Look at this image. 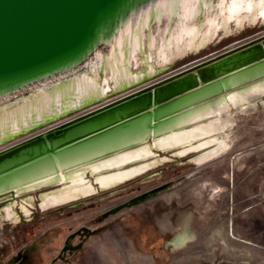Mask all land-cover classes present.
I'll list each match as a JSON object with an SVG mask.
<instances>
[{"label": "bare ground", "instance_id": "1", "mask_svg": "<svg viewBox=\"0 0 264 264\" xmlns=\"http://www.w3.org/2000/svg\"><path fill=\"white\" fill-rule=\"evenodd\" d=\"M211 5V0L135 3L110 27H103L97 40L79 58L52 71L0 85V142L89 106L110 90L118 92L153 76L168 61L205 46L220 27L228 32L232 19L238 27L245 20L255 22L259 17L264 22V0H220L217 16L191 23L204 7ZM177 7L181 28L177 34L171 32L167 43L157 50L155 36L146 34L144 25L163 14L170 21ZM169 28L167 25L166 32ZM254 44H257L254 48L225 59ZM139 52L146 66L134 70L132 59L137 63ZM189 73L157 91L95 113L59 135H49L45 130L38 133L42 134L40 138L20 145L11 155L0 159V200L42 190L40 206L46 210L146 172L160 162L154 156L159 150L175 149L174 153L181 156L197 151L191 158L195 163L226 151L229 143L220 133L233 123L228 112L230 105L247 110L252 98L264 94L263 40L230 51L204 64L199 71H188L173 79ZM253 79L258 80L241 89L224 91ZM218 93L221 95L208 99ZM50 186L56 188L44 190ZM16 202L11 199L0 206L2 218L18 219ZM20 204L29 213L33 196H23ZM182 238L178 236L174 243L183 244Z\"/></svg>", "mask_w": 264, "mask_h": 264}, {"label": "rangeland", "instance_id": "2", "mask_svg": "<svg viewBox=\"0 0 264 264\" xmlns=\"http://www.w3.org/2000/svg\"><path fill=\"white\" fill-rule=\"evenodd\" d=\"M211 1L212 5L204 7L191 23L217 16L220 0ZM178 12L179 7L170 21L163 14L144 25L145 33L155 36L157 50L167 43L171 32L177 34L181 28ZM228 24V32L220 27L205 46L168 61L153 76L118 92L110 90L89 106L0 142V151L93 107L196 70L214 58L264 37V22L260 17L255 22L245 20L239 27L234 19ZM167 25L169 32L165 30ZM138 57L137 63L132 59L134 70L146 66L141 52ZM256 80L224 91L241 89ZM99 81L103 84V77ZM247 104V110L230 105L228 112L233 123L220 133L227 138L229 147L207 161H192L197 151L173 159L171 154L175 149L159 150L154 156L160 162L146 172L60 206L43 210L39 197L42 190L23 195L34 198L29 213L20 204L23 196L0 200L2 206L15 199L18 215L17 220L4 219L0 211V264H264V94ZM170 181L173 186L157 196L103 216L134 196ZM84 227L92 232L83 238L79 250L64 251L69 237ZM178 236L185 238L181 245L174 243ZM80 240V236H75L69 243L76 245Z\"/></svg>", "mask_w": 264, "mask_h": 264}, {"label": "water", "instance_id": "3", "mask_svg": "<svg viewBox=\"0 0 264 264\" xmlns=\"http://www.w3.org/2000/svg\"><path fill=\"white\" fill-rule=\"evenodd\" d=\"M143 1L145 0H0V85L15 83L52 71L79 58L97 40L99 31L103 27H110L131 5ZM262 40L264 43V37ZM256 45L233 53L225 59L252 49ZM203 65L196 67L197 71ZM184 73L105 103L93 111H85L48 128V133L59 135L63 130L95 113L134 100L152 90L157 91L191 74L173 79ZM181 93L183 91L166 99H171ZM41 136L42 134H35L21 143L0 151V159L11 155L20 145L27 144ZM179 157L181 156L177 153L171 154L173 159ZM173 184L170 181L138 194L109 210L103 216L106 217L122 208L149 200L168 190ZM83 230L87 228L84 227Z\"/></svg>", "mask_w": 264, "mask_h": 264}, {"label": "flooded vegetation", "instance_id": "4", "mask_svg": "<svg viewBox=\"0 0 264 264\" xmlns=\"http://www.w3.org/2000/svg\"><path fill=\"white\" fill-rule=\"evenodd\" d=\"M87 228V227H85ZM92 231L87 228V230H83V228L81 230H78L75 234H72L69 239L67 240L66 242V245L64 247V251H71V252H74L76 250H79V248L81 247L82 245V241H83V238L86 236V235H89ZM75 236H80L82 238V240H80V242L76 245H73L71 243H69L70 239L75 237ZM61 257H63V255H61Z\"/></svg>", "mask_w": 264, "mask_h": 264}]
</instances>
